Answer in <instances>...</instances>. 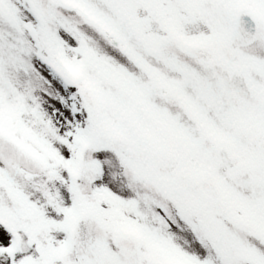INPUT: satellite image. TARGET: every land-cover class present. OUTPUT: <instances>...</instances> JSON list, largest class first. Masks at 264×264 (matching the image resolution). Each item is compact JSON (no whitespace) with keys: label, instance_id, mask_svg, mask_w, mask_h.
<instances>
[{"label":"snow or ice","instance_id":"snow-or-ice-1","mask_svg":"<svg viewBox=\"0 0 264 264\" xmlns=\"http://www.w3.org/2000/svg\"><path fill=\"white\" fill-rule=\"evenodd\" d=\"M0 264H264V0H0Z\"/></svg>","mask_w":264,"mask_h":264}]
</instances>
